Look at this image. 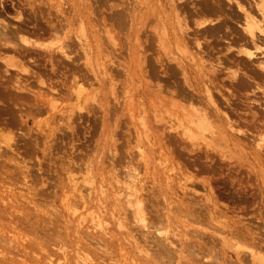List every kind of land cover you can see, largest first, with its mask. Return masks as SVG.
Returning <instances> with one entry per match:
<instances>
[{"label":"rangeland","instance_id":"obj_1","mask_svg":"<svg viewBox=\"0 0 264 264\" xmlns=\"http://www.w3.org/2000/svg\"><path fill=\"white\" fill-rule=\"evenodd\" d=\"M56 1L36 0L30 5L28 0H0V21L13 27L22 22L21 33L38 38L50 48L63 38L75 56L73 64L59 53L49 57L48 52L31 45L23 55L8 50V46L0 47L2 56L15 54L22 68L33 71L32 77L23 80L28 72L0 58V264H49V259L53 264H164L161 258L144 251L140 243V247H132L135 238L116 217L123 210L116 204L124 194L125 172L131 166L139 172L136 192L146 205L149 225L163 221L166 226L161 227L162 234L166 229L174 243L178 237L191 236L195 229L208 242L210 252L205 248L204 257L197 253V247L192 251L193 246H187L190 261L202 258L212 264H260L248 252L253 247L258 256H264V139L260 149L255 145L257 129L264 122V72L253 63L254 73L262 72L263 81L251 88L235 87L227 75L229 70L218 73L214 95L243 131L228 130L235 131L231 132L234 136L226 141L208 139L209 144L197 138L199 144L191 146L175 130L164 127L167 123L152 120V103L159 105L162 96V100L170 95L175 98L171 92L179 80L178 75L170 74L175 62L167 58L157 38V31L163 28L170 42L172 30L178 32L173 35L179 34L169 0H142L131 21L129 16L119 27V44L114 47H120L127 61V69L119 72L120 68L101 51L109 45L104 30L111 25L108 18L113 15L116 19L117 12L132 0H65L63 12L57 11ZM219 1L221 8L217 9L206 0H175L189 27L187 49L196 52L199 47L193 39L199 38L201 48L209 53L205 58L214 63L236 49L228 47L227 40L233 39L234 46L235 37L243 34L241 12L235 5V9L229 8L227 0ZM249 1L252 4L253 0ZM204 3L208 9H203ZM256 6L251 8L253 14L258 13ZM231 12L234 19L223 22L225 13ZM202 20L210 25L223 22V26L215 35L205 32V38V33L196 31L203 27L204 23L199 24ZM80 22L89 43L103 45L91 56L95 60L91 67L96 71L98 63H105L107 71L111 67L112 74L117 72L113 79L100 72L93 75L76 36ZM138 43L150 62L146 72L149 79L140 68L146 63L138 57ZM173 44L169 46L172 51ZM128 45L129 53L125 49ZM256 51L264 56V50ZM238 55L246 58L243 53ZM5 68L7 72H3ZM20 80L22 87L15 88ZM79 83L85 88L82 94L90 91L94 101L89 97L86 102L90 108L74 107L71 111ZM95 92L105 97L103 108L97 107ZM131 95L136 107L139 96L144 97V115L157 129L154 134L148 130L150 137L141 136L139 143L134 123L140 124V119L136 115L131 121L127 116ZM224 97L230 98V106ZM49 98L55 100L56 107L48 104ZM172 102L166 101L161 109L173 108ZM161 128L173 136H162ZM9 134L13 138L10 146L4 140ZM115 170L120 173L118 177ZM68 175L78 178L81 192L69 186ZM68 204L76 208L74 212ZM90 215L100 217L106 229L93 227ZM127 227H133L143 242H148L154 229L143 233L131 221ZM252 238L257 247L251 245ZM76 251L87 254L86 262L77 258Z\"/></svg>","mask_w":264,"mask_h":264},{"label":"bare ground","instance_id":"obj_2","mask_svg":"<svg viewBox=\"0 0 264 264\" xmlns=\"http://www.w3.org/2000/svg\"><path fill=\"white\" fill-rule=\"evenodd\" d=\"M35 1L36 0H28V4L33 5ZM227 1L229 2V8L235 9L233 8V6L235 5V10H239L241 12L240 14L242 16L241 18L243 21V34L239 35V37H235L236 44L234 46L231 45L234 43L233 39L227 40L228 47H236V49H234V52H232L231 55H224L223 60H221L220 62L214 63L213 61H209L205 58V56H209V53L208 51H205L201 48L202 46L199 42V38H191L196 41V46L199 47L196 52H191L187 49L186 36H189V32L187 31L189 27L187 25V22L185 21L184 16L180 15V11L177 9V4L175 3V0L168 1L173 7L172 11L174 14V18L176 19L177 26L179 27V34L173 35L172 32L178 33L175 30H172L171 32V42H174L173 45L175 47V50L172 51L169 48L171 43L169 41L170 36L168 39L167 36L169 33L166 32L165 28H163L161 31H157V38L159 40L160 48H163L164 53L169 60L175 62V67L173 68L170 74L178 75L179 80L176 84V89H173V92H171L172 94H174L175 98L173 97V95H170L168 98L165 97L164 100H162V97H164L162 96L158 98L159 105H154L152 103V120L154 123L160 124L161 121L167 123L164 127H168L169 129L175 130L174 133L178 135L182 141H188L191 146L199 144L198 140H196L197 138H200L201 140H204L207 144H209L210 141H212L213 139L220 138V140L224 141L230 139L235 134H231V132L243 131L238 125H236L235 122L231 120L229 114H227V111L222 109L220 102L214 95V90L217 89L215 86L217 82H215V80H217L218 78V73H220L223 69L229 70L226 72L231 79L230 82L233 83L235 87L240 88H251L263 81L262 72L259 73V71L254 73L253 69L255 70V68L252 65L253 63H257L256 65L258 66V68L264 72V56H259L258 53L261 52L256 51L264 50V0H253L252 4L249 0ZM243 1L250 4V7L247 6V4H245ZM141 2L142 0L128 1L126 3L127 7L123 6L122 9L117 12L118 15L116 19L113 15L111 16L112 18H108L109 23H111V25L105 28L104 30V32L106 33L105 38H107L109 42L108 46H103L101 42H95L96 47L95 45H91L86 37V34L84 33V26L82 22L79 23L78 34L76 36L79 41L80 49L85 55V59L87 60L90 67L93 66V63L95 64V60L93 61L91 56L95 53V51L97 52L99 46L102 45L103 47L101 51H105L106 57L111 60V63H115V65L120 68L117 72H119L120 70L125 71L127 69V61L125 60V58H123V55L120 53V47L115 48L114 46H118L119 44V42H117V33L120 31L119 27H123L127 23L129 16L131 21V18H133V13L139 10V5L141 4ZM206 2L216 5L217 9L221 8V3L219 0H206ZM65 3V0H57L55 2L57 11L63 12L62 9ZM205 4L206 3L203 4V9H208L207 7H205ZM254 4L257 5L256 8L258 13L256 14H253L251 12V8ZM157 15L158 13H156V16ZM166 18L167 17L163 19L166 20ZM225 19L233 20L234 16L232 15V12L225 13L223 17V22L225 21ZM204 22L205 20H202L199 22V24H202ZM223 22L220 25H210L209 23H204L203 27L196 29L197 34L209 32L215 35L223 26ZM21 23L22 22H20V25L13 27L8 23L0 21V47L8 46V50L15 51L20 55H23L26 54L25 52H23L25 51L24 49L31 45L38 48H42L44 52L49 53V57H52L54 52L59 53L63 59L65 58L69 60V62L74 64L75 56L71 55L70 53L72 48L70 47V45H67L63 38L58 39V44L50 48L49 45H45L42 41L36 40L38 38L32 39V37H30L29 35H24V33H21V31L24 30L21 27ZM210 28L212 29L208 30ZM206 35L208 34H204L205 38L207 37ZM225 36H227V34H225ZM135 41L139 40L136 39ZM207 44L209 45V43ZM139 46L140 43L137 44L138 57L141 58V61L143 63H146V65L144 64L140 66V68L144 74V78L149 79L146 72L150 69V62H148L147 60L144 48H138ZM125 49L129 53L130 46H125ZM117 53L119 57L115 55ZM239 53H243L246 58L241 55H238ZM0 58H4L5 64L16 63V66L19 67L20 70L28 72L27 75H24L23 80H27L28 78L32 77L31 74L33 73V71H31L30 69L26 70L22 68V66L17 62L18 60L15 59V54H7L5 56H2V54L0 53ZM222 61L226 62V65L222 66ZM104 64L105 63H98V69H96V71L95 67H91L93 75L95 76L98 72H100L105 76L107 75V77L109 76L110 79H113L114 74H117V72L112 74L113 68L111 67L109 68V71H107L106 65ZM205 69L207 70V72H204ZM7 71L8 68H5L3 72ZM196 79L198 80V82ZM147 84L149 85L150 82ZM23 85L26 87L27 83H23ZM14 87L20 89V87H22L21 80L18 81L17 84H14ZM84 89V85H82L81 83L75 85L76 103L70 109L71 111L74 110V107H78L80 109L91 107V104L87 103L86 101L89 99V97H91L94 101V95L90 91H87L86 93L82 94V90ZM156 90L158 92L161 91V89L158 87ZM103 95L105 96L104 93ZM230 95L234 96L232 90H230ZM103 98L105 97H100L99 94L95 92V102L97 103L98 108L103 106ZM224 98L227 102V105L230 106V98ZM170 100L175 101L172 102L174 104V107H165L162 110L160 106H163L166 101ZM54 101L55 100L53 98H49L48 104H50L52 107H56L57 104ZM138 101L139 104L136 107L134 96L131 95L130 103H128L127 105V116L130 118V120L132 121L136 115H138L140 119V124L135 125L134 123L136 143H139V141L141 140V136L149 138L151 133L154 134V131L157 130L153 127L151 123H149L148 118H146L144 115V113H146L147 111V105L144 100V97L139 96ZM107 102L108 101H106V103ZM163 113H168V117L163 116ZM78 114L81 115V113ZM148 130H151L150 134L147 133ZM228 130L235 131L229 132ZM257 130L258 132L256 134L258 136L256 137L257 139L255 138V145L257 148L260 149V147L263 145L262 140L264 139V122L260 126V129ZM160 132L162 136H166V133L169 136H173L167 128H161ZM169 136L167 137L169 138ZM12 139L13 138L11 134L7 135L4 139L6 145L10 146V142H12ZM137 145L138 144H136V146ZM134 171H136V167L131 166L130 169L125 172L127 176L125 177L124 187L122 188L124 194H122V197H119L120 201H118V204H116L117 208H123L121 213L116 216L117 219L120 221V226L125 227L126 231L128 230L127 234L135 238L133 240L132 247L138 248L141 244V248H144V251H150L155 258H161L164 264H212L211 262L205 261L202 258H197L196 262L190 261L193 259H188L190 251V248L187 247L188 245L193 246L192 251H194V247H197V253L202 252V257H204L203 252L205 248L208 250V252H210L208 242L202 236L199 235L201 232H199L198 230L195 229L194 232H192L191 236L186 237L181 236L180 233H176L181 237L175 239L177 242L174 243V241L172 239H169L168 235L165 234L166 229L164 230V234H162L163 230H161V227L166 226V224L164 225L163 221H151V224H148L146 216L148 212L146 211V205L144 204L141 195L136 192V187L140 182V179L138 177L139 172ZM114 174L118 177L120 173L115 170ZM115 175V180L119 181ZM67 178L69 179V186L73 190L81 192L82 188H80V185L77 183L78 178L73 177V175H68ZM85 180L86 179H82L83 182ZM87 181L91 183L90 180ZM102 191L103 189H101V192ZM116 191L119 194V190L117 189ZM212 193L214 194L213 189ZM69 208H71L73 212L76 209L75 207L68 204V209ZM90 217L91 220L94 222L93 227L103 231L106 229V227L102 225L103 221L100 217L95 218V216L93 215H90ZM122 217H125L127 219L122 221ZM129 220L135 225H137L138 228L141 227L142 229H140L143 231V233L150 231L148 228H154L152 231V235L149 236L147 239L148 242H143L141 239H137V237L133 233V227H127L128 223H130ZM172 235L174 236L173 233ZM250 243L255 247L258 246L257 241H255L253 238L250 240ZM184 253H186L187 260H184L183 258L185 255ZM257 253L258 252L253 247H249L248 254L252 258L256 257L260 264H262L264 262V256H258ZM76 256L77 258L82 259L85 262L88 259L87 254H81L79 251H76ZM212 257H215V259L217 258L216 255H213ZM49 264H53L51 259H49ZM56 264H60V262L57 261Z\"/></svg>","mask_w":264,"mask_h":264}]
</instances>
